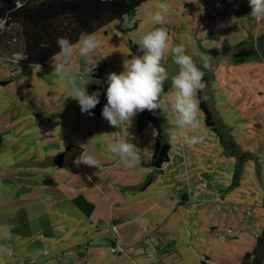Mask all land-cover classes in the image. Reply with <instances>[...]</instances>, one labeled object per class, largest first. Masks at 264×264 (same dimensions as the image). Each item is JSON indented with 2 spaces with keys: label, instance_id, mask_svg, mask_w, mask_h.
<instances>
[{
  "label": "rangeland",
  "instance_id": "rangeland-1",
  "mask_svg": "<svg viewBox=\"0 0 264 264\" xmlns=\"http://www.w3.org/2000/svg\"><path fill=\"white\" fill-rule=\"evenodd\" d=\"M159 2L171 6L160 26L170 36L165 91L178 72L172 46L184 45L198 67L202 54L210 57L202 95L225 145L200 111L202 129L193 134L203 141L182 146L166 132L175 130L174 117L157 110L170 160L154 173L151 125L138 133L137 115L130 127L114 128L102 116L82 113L50 60H12L16 54L4 55L0 39V264H264V60L252 56L250 45L264 32V19L250 15L248 0H147L93 32L101 46L89 57H81L75 43L70 68L79 78L104 65L101 83L86 88L89 94L106 89L107 75L123 71L127 42L138 46L153 29ZM113 140L144 150L141 165L123 167L107 151ZM234 145L244 153L240 181L225 200L214 199V188L231 182L236 158L226 147ZM82 154L94 156L98 167L76 163ZM203 182L212 210L199 204ZM183 194L195 197L181 204ZM138 210L147 212L133 220ZM120 214L122 226L113 223ZM118 237L126 248L114 242Z\"/></svg>",
  "mask_w": 264,
  "mask_h": 264
},
{
  "label": "clouds",
  "instance_id": "clouds-1",
  "mask_svg": "<svg viewBox=\"0 0 264 264\" xmlns=\"http://www.w3.org/2000/svg\"><path fill=\"white\" fill-rule=\"evenodd\" d=\"M250 15L257 20L264 19V0H248ZM156 11L151 15L153 29L142 36L138 42L142 54L125 56L122 62L123 71L107 75L105 91L107 103L101 116L114 128L130 127L138 113L149 112L171 113L175 119V130H166L170 139L177 140L182 146L193 147L203 141L202 135L193 134L202 129L200 119V93L206 88L205 71H211V58L202 54L201 66H197L192 56L186 54L184 45L171 47L172 62L178 66V72L171 77V87L165 91L169 80L163 61L169 51L170 36L160 27L171 14L167 2L156 4ZM58 53L50 58L52 73L71 89L69 96L77 101L80 111L92 115L100 103V90L88 93V84L99 85L101 81L93 78L92 70L73 75L70 68L71 58L77 45L67 38L58 37ZM101 46L95 34L83 32L78 39V52L81 57H89ZM130 57V58H129ZM18 62V61H17ZM203 99H207L206 96ZM191 130V131H189ZM107 151L118 157L122 166L128 169L141 165L144 151L131 141L113 140L107 144ZM76 163L98 167V161L92 155L82 154ZM91 180V176L88 177Z\"/></svg>",
  "mask_w": 264,
  "mask_h": 264
},
{
  "label": "trees",
  "instance_id": "trees-1",
  "mask_svg": "<svg viewBox=\"0 0 264 264\" xmlns=\"http://www.w3.org/2000/svg\"><path fill=\"white\" fill-rule=\"evenodd\" d=\"M147 0H0V39L5 41L4 49L14 51L21 57L20 62L30 65H42L49 61L59 48L57 38H67L73 44L78 42L83 32L93 33L113 20L130 15ZM243 43L237 44L236 47ZM252 56L264 60V32L250 43ZM128 56L142 54L138 46L131 40L127 42ZM229 51V47H224ZM130 58V57H129ZM246 58L241 57L238 62ZM93 78L101 79L104 65L91 69ZM2 82L1 84H5ZM100 90V103L92 109L93 117H101L104 105L107 103L106 89ZM200 110L204 123L210 127L220 142L225 145L221 132L216 128L211 112L208 109L202 93H200ZM160 118L147 110L136 116V131L141 133L151 125L155 130L153 151L151 156L154 173H161L162 166L169 162L170 145L164 138ZM229 155L235 156L236 162L230 184L220 194L231 192L238 186L244 153L236 145L227 146ZM150 174L145 182L150 184L154 177ZM145 185V186H146ZM142 185L141 188L145 187ZM184 199V198H183ZM182 202V201H181ZM182 204V203H181Z\"/></svg>",
  "mask_w": 264,
  "mask_h": 264
},
{
  "label": "crops",
  "instance_id": "crops-1",
  "mask_svg": "<svg viewBox=\"0 0 264 264\" xmlns=\"http://www.w3.org/2000/svg\"><path fill=\"white\" fill-rule=\"evenodd\" d=\"M3 51H8V52H5V53H3L4 55H7V56H10V54L12 55V51H10V50H3ZM8 53V54H7ZM170 160V159H169ZM202 187H203V189H204V191H203V195H204V200H205V202H202V203H199V204H201V206H204V207H206V208H208V209H210V210H212V205H214L213 203H210L209 202V198H208V194H207V192L205 191L206 190V188H208V183L206 184L205 182H203L202 184ZM142 187V185H140L139 186V188H138V191H144L145 190V187L144 188H141ZM218 188H214V190H215V198L214 199H216V198H218V199H220V200H225V198H226V195L230 192H228V193H225V194H220V191H222V190H217ZM233 190V189H232ZM231 190V191H232ZM193 197H195V196H191L190 194H183L182 196H181V201L182 202H180V203H184V202H188L189 200H191ZM184 198V199H183ZM230 205V204H229ZM228 205V206H229ZM148 209H150V207L148 208ZM148 209H146L147 211H148ZM224 209L225 210H227V208L226 207H224ZM146 210H143V211H140V210H138L136 213H135V217L133 218V220H135V219H139V218H142V217H144L143 215H145V213L147 212ZM227 216V215H226ZM124 217H125V215L124 214H120V215H118V218H116L115 220H114V222L113 223H120V226H122L123 224V222H121L123 219H124ZM133 220H128V221H130V222H132ZM124 224H126V226L127 225H129V224H127V223H124ZM116 226V225H115ZM118 228H119V226H116V231H118ZM123 228V227H122ZM135 235L133 236V238L135 239ZM259 240V239H258ZM115 243H117L118 244V246H123V247H127V245L125 244L124 245V243H123V238H117L115 241H114ZM113 242V244H115ZM135 244H136V242H134ZM134 244V245H135ZM116 245V244H115ZM129 245H131V244H129ZM131 247V246H130ZM125 248H122V249H124L123 251H124V254H126V250L127 249H125ZM156 254H159V251L156 249ZM145 255V254H144ZM121 260V259H120ZM117 264H126V261L124 260L123 262L122 261H118V263Z\"/></svg>",
  "mask_w": 264,
  "mask_h": 264
},
{
  "label": "built area",
  "instance_id": "built-area-1",
  "mask_svg": "<svg viewBox=\"0 0 264 264\" xmlns=\"http://www.w3.org/2000/svg\"><path fill=\"white\" fill-rule=\"evenodd\" d=\"M11 58H13L12 60H16V61H18V62H20V60H21V57H20V55H18V54H16V55H14V56H12ZM107 226H110V228H111V232H116V226L115 225H108L107 224ZM117 250H116V246L114 245V247L111 249V252L112 253H115ZM84 260V259H83ZM31 264H33V263H31Z\"/></svg>",
  "mask_w": 264,
  "mask_h": 264
}]
</instances>
